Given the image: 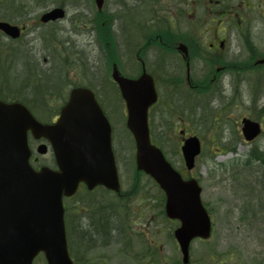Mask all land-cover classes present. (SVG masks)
<instances>
[{
    "label": "rangeland",
    "instance_id": "1",
    "mask_svg": "<svg viewBox=\"0 0 264 264\" xmlns=\"http://www.w3.org/2000/svg\"><path fill=\"white\" fill-rule=\"evenodd\" d=\"M7 1L8 3L5 5V2L2 7H0V10L2 15L10 18L22 16L28 4L31 5L34 12H38L44 7L43 4H39L36 0ZM146 1L147 0H107L106 9L115 13L121 7H129L133 9V11L140 12L141 6L147 7L145 4ZM173 1L176 3L177 7H183L185 9L184 16H179L178 26L185 29L196 22L200 28L203 29L202 38L205 42H208L206 44L207 46L211 42H218L219 39H217L218 35H216V33L221 31L220 36L228 40L227 49L221 50L222 55H224L227 60H247L251 55V52L249 53V45L251 46V50L257 52L255 49L257 47L261 53H264V4H262L264 0H252L251 4L249 0L250 9L244 10L243 12L246 19L243 26L247 27L246 37L249 35V40H247L249 43H246V37L243 39L241 36V28L243 26H241L237 20L233 19L236 17L237 9L228 12L227 16H221L226 12L221 11L223 9L225 10L222 6L234 4L239 8V0H212L211 2L208 1V3H204V0ZM218 1L221 2L219 3ZM188 2L193 6L189 7ZM208 4L211 8L210 12L205 8ZM137 5L140 6L137 7ZM71 7L73 8L71 9ZM9 8L15 11L11 12ZM96 10L97 8L93 0H76L74 3L70 4L69 17L71 15L83 14L82 16H78V18L84 25L83 21L87 20L86 17H90L91 13H95ZM147 10L148 11L144 13L142 12L143 14L141 17L143 19L147 18L146 20L148 21V19L151 18V16H149L151 15V8H147ZM240 10L243 11L242 7ZM139 16L140 15L135 17L138 18ZM125 20L126 17L120 13L119 20H115L113 23L117 43H119L120 46L119 56L121 59L125 56L127 34ZM76 22H78L77 18ZM67 23L68 22H65V24ZM100 30H102V27H100ZM40 31L43 34L54 31L59 40L63 41L65 44V40L69 41L71 45L69 48L66 47L63 51L55 49V51L62 52L67 57L71 56L69 61H71L72 64L75 62L74 59H77L79 71H81L79 72L81 74L79 78L82 80L86 78L89 82H92L96 90H99L101 97H105V89L108 85L107 80H111L112 66H109L108 56L103 52L100 46L94 42V37L88 32V29L84 27L82 32H76L77 35H73V37H70L68 32H62L61 28L58 29L57 26L52 25L44 26L40 28ZM32 35L34 34H27L26 36L30 38ZM237 35L241 36V39ZM31 46H33L31 49L34 53L30 52V48H23L22 50L26 54H20L19 61H17V56L15 54L12 60L6 63V66H11V70L7 71V75L10 78L9 84L12 87H17L20 84L18 79L25 74L24 68L26 65H33L32 62L36 59L39 60L42 70L45 69L46 74H48L44 79L47 82L41 83L42 86L60 78L57 65L51 60V52L47 51V54L39 53L41 47L38 43L31 44ZM245 47H247V52ZM176 52L179 55L183 54L181 50H177ZM74 54L79 55V57ZM212 55L213 54L210 53L206 55L205 58L210 60L214 69L218 70L223 67L219 62L213 61ZM170 56L171 55H168V58H170ZM257 58H259V56H257ZM178 59V57H175V60L178 61ZM1 60L0 65L3 61ZM169 60L171 59L166 61ZM199 60L202 59H199V54L196 52L193 60V74L196 78H201L202 76L204 78L205 74L209 72V69L205 68V66H209L206 64L204 65ZM123 68L124 67H120L121 70H123ZM246 69L250 68L248 67ZM1 70L2 67H0V80L2 79L1 77L4 76ZM37 70L39 73L42 72V70L38 68ZM14 71H17V73ZM186 73L187 65L186 62H184L183 76L185 78ZM258 74L263 75V79H260ZM62 76L67 83L68 79L65 71L62 72ZM96 76H98L97 80H95ZM70 78H75V80H77L78 75H76L74 71H71ZM223 78L225 85L224 93L226 94V97L223 99L214 96L208 100V97H199L193 93L189 94L186 92L185 98L178 96L173 100L174 108L178 111V114L173 118V126H179L180 123H184V121H180V119L186 118L185 120L189 121L188 132L200 135L207 142V145H204L202 156L197 160L195 170L203 187L202 198L212 210V217L215 224L214 235L210 241L201 242L196 240L192 244V258L190 264H207L206 260L211 253H218L230 257L231 259L228 261L231 264H264V165L254 163L244 166L241 164L243 156L246 155L253 144L264 147V134L253 143H246L239 130L241 118L243 116L264 122V116L260 113V107L264 103V91H262L264 89V71L260 72L255 69L253 72H246L240 76L236 82V85H238V82L242 83L241 90L243 98L240 101L238 98L231 99L233 88L232 84L230 86V75H223ZM255 81L258 82V85L262 86L261 89L257 87ZM113 96L116 106H114V112L116 116L122 120L121 123H116V130L113 134V146L114 148L116 147L119 152L120 162L118 167H120L124 180L123 188L126 190L130 188L132 180H134V174H137L135 173L136 169L134 166L135 151L132 139L125 128V116L123 115L124 110L121 100L115 94ZM254 97L257 99L256 102H254ZM219 113L221 116L217 115ZM213 121L214 127H216L217 124L220 125L218 128H215L214 131L210 132ZM177 133H179V129H177L176 134ZM174 137L175 133L171 128V130L167 131L165 137V148L170 152L171 159L175 162L177 167L181 168L182 161L179 154L181 152L179 147L176 150L175 144L172 141ZM159 140L161 143L163 142V139L160 137ZM236 160L239 164L234 163ZM143 179L144 183L148 184V188L153 195L152 200H154V196L160 194V191L147 178ZM77 199L80 201L88 200L84 194L80 195ZM76 204V199L67 201V206H69L70 210H74ZM125 205L127 207L126 203ZM140 207L142 208L140 200L135 197L132 198L129 210V214L131 212L132 215H129L131 218L129 220L132 222V226L136 232L146 231V229L148 232V226L146 225L143 227V222L145 221L141 216L145 212L141 214L139 212L141 209ZM105 213L109 212L104 209L98 212L94 217L99 221ZM150 214H152V216L155 215L152 211H150ZM151 219L152 217L150 220ZM154 219H157L158 224L154 222L151 226V230H155L156 225L159 228H163V233L159 238V242L162 247L161 253L165 258L167 257L169 259L168 264H174L176 261H180L181 264H183L179 246L175 238L169 235L170 231H168V227H170V224L160 216ZM143 237L150 240L152 236L144 234ZM79 242L77 235L73 232V229H71L69 245L72 252H75V248L79 245ZM117 248L118 246H112L108 249L90 251L88 256L90 260L100 256L109 258L110 264H112V259L114 264H133L131 259L126 258L128 262L124 257L120 256ZM140 249L141 244L134 242V252H139ZM171 259L175 261L171 262ZM37 264L43 263L37 262Z\"/></svg>",
    "mask_w": 264,
    "mask_h": 264
},
{
    "label": "water",
    "instance_id": "2",
    "mask_svg": "<svg viewBox=\"0 0 264 264\" xmlns=\"http://www.w3.org/2000/svg\"><path fill=\"white\" fill-rule=\"evenodd\" d=\"M103 2L98 0L100 8ZM62 15L57 10L44 19ZM6 26L9 33L17 35L14 28ZM114 78L128 100V125L136 139L138 169L151 174L166 191L168 215L183 222L177 238L187 256L190 240L195 236L207 238L211 232L201 188L194 179L183 180L150 142L148 109L156 100L153 80L147 77L132 82L117 72ZM244 124L247 140L260 133L258 124L247 120ZM29 130L35 137H47L52 142L58 170L44 167L35 171L29 165ZM111 134L109 121L86 88L72 90L54 125L40 123L20 103L0 101V264H33L40 252L45 253L48 264H73L65 232L63 195H73L82 181L90 188L103 184L120 191ZM200 150L197 137L185 141L183 152L190 168ZM45 151L43 146L41 152Z\"/></svg>",
    "mask_w": 264,
    "mask_h": 264
},
{
    "label": "flooded vegetation",
    "instance_id": "3",
    "mask_svg": "<svg viewBox=\"0 0 264 264\" xmlns=\"http://www.w3.org/2000/svg\"><path fill=\"white\" fill-rule=\"evenodd\" d=\"M73 0H65V7L69 10L70 3ZM147 0L146 2H148ZM167 2L162 6H157L154 12V20L155 25L151 27H147L146 24L142 20H134L131 14H129L127 18V25L132 32L130 34V38L127 37L126 42L129 43V47L127 48V53L124 57L125 67L127 69L126 75L130 78L136 79L141 76L145 71L149 72L154 78L156 83L158 84L157 75H159V79L162 82L171 81L179 84L185 83V78L182 77H174L177 73V68L175 67L176 62L173 58L166 62H161V51L163 50H172V48L177 49L178 43H174L173 47L167 42H164L163 36L161 32H159V26H174V20H168V17L165 18V14L168 13V16L171 18H176L177 16V6L173 0H166ZM154 6V7H155ZM208 12L211 11L209 6L205 7ZM23 28V25H21ZM172 28H167V31H172ZM151 32V36L147 39V32ZM24 32V28L22 29ZM133 33L139 35L138 42L134 41ZM200 33L203 31L200 30ZM195 30L193 29L188 34V38L194 40ZM19 40V39H18ZM195 42V41H194ZM223 43V41H222ZM226 43V41H224ZM210 47H214L213 43H210ZM0 50H2V44H0ZM221 70H225L224 67L220 68ZM165 75L166 78L164 77ZM188 80V78H187ZM189 81V80H188ZM211 81L219 82L221 78L218 74H213ZM191 82V81H190ZM187 83V81H186ZM192 88H196L197 86L194 84L190 85ZM153 120V110L150 113V125L152 126ZM182 126V125H181ZM44 141L43 140H31V147H32V158L31 162L35 167H40L42 164L40 157L37 155L38 146L41 145ZM50 155L53 156V151L50 148ZM98 189L106 190L103 187H98L93 191H89L86 185L82 184L80 186V190L94 192ZM112 194H115L111 192ZM94 206L90 208L89 204L86 202L81 203L80 206L77 207V219L74 222L76 228V235L79 239V248H81V257L80 260L82 264L88 260L86 258V254L88 252V248L90 247L91 251L94 250H103L105 247H115L118 246L117 250L119 251L120 256L131 259L133 264H163V254L162 247L158 246V238L162 236L163 229L159 228L157 225L155 226V230H151V226L155 222L158 224V221H151V222H143V227L148 226V232L150 234L155 235V247H151L149 250H145V247L141 249V252L133 253L131 252L132 247L131 243L133 239L140 241L142 244V233H147L146 231H142L140 234H133L130 228V224L126 220H122L121 215L116 213V206L112 204L114 198L108 195L101 194L100 196L96 197L94 200ZM161 204L149 205L148 209L155 213L152 218H156L158 216H163V196L160 199ZM109 204V205H108ZM104 209L107 210L109 213H105L104 216L98 221L94 216ZM109 217L108 222L105 219ZM177 224L178 222H174ZM106 228H103L106 226ZM103 226V227H102ZM101 228L103 231L100 232ZM160 250H159V249ZM89 261V260H88ZM110 264V259L105 257H97L94 264ZM129 262V261H128ZM112 264H114L112 259Z\"/></svg>",
    "mask_w": 264,
    "mask_h": 264
},
{
    "label": "trees",
    "instance_id": "4",
    "mask_svg": "<svg viewBox=\"0 0 264 264\" xmlns=\"http://www.w3.org/2000/svg\"><path fill=\"white\" fill-rule=\"evenodd\" d=\"M101 21H103V19H101ZM105 33L106 40H110L111 34L108 28H106ZM52 59L54 63L57 64L60 68L63 66L61 71H66L67 76H69L71 71H74L75 74H78V65L76 67H72L71 62L65 55H63L62 52L54 51ZM64 80L65 78H63L62 76L61 79L60 75V78L53 80L49 84V86L47 84L42 86L41 83L44 82H42L41 78H32L31 74H26L24 81L17 87H12L10 84H1L0 98L4 100L21 101L28 105L36 115L40 116V118L44 120L49 119L54 110L56 111L57 103L65 99L69 86L79 85L73 79H69L67 83H65ZM84 84L87 86H91L90 82H85ZM53 95L57 96L55 98L57 100H51V97ZM259 161L264 163V151L260 150L258 147H254L244 161V165H251L252 163H256ZM104 219L106 223V221L108 222L109 217H106ZM106 227L107 225L103 228ZM99 229L101 230L100 232L103 231L101 228Z\"/></svg>",
    "mask_w": 264,
    "mask_h": 264
}]
</instances>
